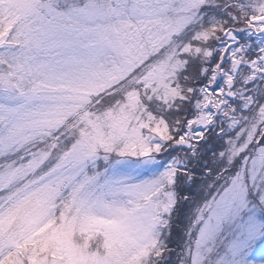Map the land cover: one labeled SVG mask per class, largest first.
Returning <instances> with one entry per match:
<instances>
[{
  "label": "snow or ice",
  "instance_id": "6c2138e0",
  "mask_svg": "<svg viewBox=\"0 0 264 264\" xmlns=\"http://www.w3.org/2000/svg\"><path fill=\"white\" fill-rule=\"evenodd\" d=\"M0 264H264V0H0Z\"/></svg>",
  "mask_w": 264,
  "mask_h": 264
}]
</instances>
